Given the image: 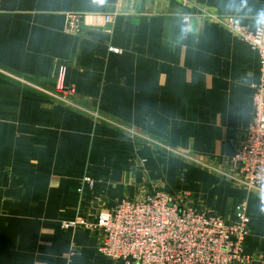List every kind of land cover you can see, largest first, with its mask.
Wrapping results in <instances>:
<instances>
[{
    "label": "crops",
    "instance_id": "obj_1",
    "mask_svg": "<svg viewBox=\"0 0 264 264\" xmlns=\"http://www.w3.org/2000/svg\"><path fill=\"white\" fill-rule=\"evenodd\" d=\"M193 1L249 30L264 9V0ZM190 12L179 0H1L0 264H121L98 251L96 232L65 223L152 189L228 220L247 198L244 253L264 264V191L248 192L233 165L258 56L198 16L182 36ZM79 13L113 20L73 31Z\"/></svg>",
    "mask_w": 264,
    "mask_h": 264
},
{
    "label": "built area",
    "instance_id": "obj_2",
    "mask_svg": "<svg viewBox=\"0 0 264 264\" xmlns=\"http://www.w3.org/2000/svg\"><path fill=\"white\" fill-rule=\"evenodd\" d=\"M191 12L182 15L181 26L194 16L214 22L245 41L257 53L260 80L254 85L253 116L233 165L248 192L264 191V28H244L239 18L222 14L193 0H179ZM1 3V0H0ZM70 29L79 22L110 23L109 13L70 14ZM61 88V87H60ZM74 89L63 90L70 99ZM90 186L92 181L89 180ZM249 203L243 199L234 218L228 220L213 208L197 209L184 194L152 189L143 199L125 198L111 210L91 218H78L65 226H81L96 232L98 251L121 264H248L245 255L250 234Z\"/></svg>",
    "mask_w": 264,
    "mask_h": 264
},
{
    "label": "clouds",
    "instance_id": "obj_3",
    "mask_svg": "<svg viewBox=\"0 0 264 264\" xmlns=\"http://www.w3.org/2000/svg\"><path fill=\"white\" fill-rule=\"evenodd\" d=\"M229 10H232L229 8ZM256 21L257 25L261 28H264V9H260L256 13ZM191 31V28L187 25V22L184 23V26L181 27V33L183 35H187L188 32ZM261 201L264 203V194L261 195ZM261 211H264V207L261 208Z\"/></svg>",
    "mask_w": 264,
    "mask_h": 264
},
{
    "label": "rangeland",
    "instance_id": "obj_4",
    "mask_svg": "<svg viewBox=\"0 0 264 264\" xmlns=\"http://www.w3.org/2000/svg\"><path fill=\"white\" fill-rule=\"evenodd\" d=\"M240 203V202H239Z\"/></svg>",
    "mask_w": 264,
    "mask_h": 264
}]
</instances>
